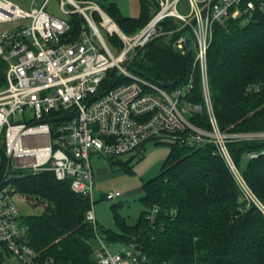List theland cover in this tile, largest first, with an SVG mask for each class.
Returning <instances> with one entry per match:
<instances>
[{
  "label": "built area",
  "instance_id": "2783aa9c",
  "mask_svg": "<svg viewBox=\"0 0 264 264\" xmlns=\"http://www.w3.org/2000/svg\"><path fill=\"white\" fill-rule=\"evenodd\" d=\"M48 1L31 0L29 6H23L0 0V23L11 24L0 32V58L7 63V82L0 89V249L5 252V264L54 261L40 263L39 252L29 243L20 208L24 193L16 184L19 178L41 171H52L60 180L70 179L75 192L89 197L86 219L97 233L96 264H148V256L137 243H124L111 251L98 233L92 207L95 178L91 156L118 159L126 153L143 154L149 141L214 144L238 184L241 200L264 213L263 201L229 149L231 141L264 139V131L220 128L208 71L214 24L228 17L246 19L257 8L264 12V0H188L187 12L179 8L181 0H153L157 9L133 33L125 32L98 0H58L60 16L48 9ZM73 13L84 17L77 37L71 33ZM96 13L101 17L98 20ZM168 18L176 27L165 29ZM174 33L173 47L181 54L192 50L194 62L187 84L169 90L138 75L130 65L152 39ZM197 74L202 80L204 105L186 98ZM253 88L256 85L249 86ZM204 108L210 128L191 120ZM260 153L264 150L247 157ZM122 194L117 190L103 198L112 200ZM159 211L158 205L150 209L147 217L151 223Z\"/></svg>",
  "mask_w": 264,
  "mask_h": 264
},
{
  "label": "trees",
  "instance_id": "16d2710c",
  "mask_svg": "<svg viewBox=\"0 0 264 264\" xmlns=\"http://www.w3.org/2000/svg\"><path fill=\"white\" fill-rule=\"evenodd\" d=\"M139 1V17L124 15L115 2L104 7L125 32L133 33L148 22L158 6L153 0ZM70 16L72 36L77 37L84 17L78 13ZM243 17H228L214 24L208 49L213 106L223 131H264V12L257 8ZM176 25L171 18L164 21L165 29ZM177 33L152 39L138 51L131 69L169 90L187 84L194 53L181 54L173 47ZM6 67L0 58V89L7 82ZM253 84L257 88L249 89ZM186 98L204 105L199 74ZM191 120L203 128L211 126L205 108ZM156 143H167L169 152L160 173L142 184L141 200L146 209L137 222L129 224L120 205L113 203L119 230L99 225L100 236L108 242L137 243L148 256V264H264V213L241 200L238 184L215 145L191 146L176 140ZM229 149L264 203V153L243 160L248 153L264 150V139L231 141ZM109 158L112 164L132 171L130 160ZM16 184L20 192L46 200L42 212L23 216L29 243L39 252L40 263L53 259L52 264H96L97 233L86 219L89 197L75 192L70 179L60 180L52 171L28 174ZM154 205L160 211L151 223L147 214ZM5 258L0 249V264H5Z\"/></svg>",
  "mask_w": 264,
  "mask_h": 264
},
{
  "label": "rangeland",
  "instance_id": "374dc122",
  "mask_svg": "<svg viewBox=\"0 0 264 264\" xmlns=\"http://www.w3.org/2000/svg\"><path fill=\"white\" fill-rule=\"evenodd\" d=\"M23 6H29L31 0H14ZM102 5H106L115 2L120 11L124 15L139 17L141 14V5L139 0H98ZM42 0H38L41 4ZM179 8L183 12L189 10L188 0H181ZM48 9L56 10L57 15H63L58 9V0H49ZM108 13V12H107ZM79 14V13H78ZM109 14V13H108ZM110 15V14H109ZM111 16V15H110ZM71 17V16H70ZM112 17V16H111ZM101 17H96L100 19ZM9 23H0V32L8 27ZM104 30V28H103ZM107 37V33H104ZM169 37V35L167 34ZM74 37V36H73ZM116 40L117 37H113ZM28 117L31 113L28 112ZM169 145L167 143H156L149 141L145 146L144 153H126L118 156L119 159L127 161L131 156L130 166L132 171H126L121 164H112L110 158L104 154H93L91 156V163L93 166L95 188H94V200L92 204L95 212L96 219L99 225H103L106 228L114 231L119 230L118 223L113 217L111 205L113 203L119 204V210L121 215L125 218L126 222L133 224L138 221L141 212L146 209V206L141 200L144 192L142 190V184L144 181L159 174L162 168V163L168 154ZM247 159V156L243 157V160ZM242 169V168H241ZM120 190L123 194L120 197L112 200L103 198V195L108 192H115ZM46 200L36 194H24L22 201L20 202L21 213L24 216L29 214H37L44 210ZM105 240V239H104ZM105 243L111 251H116L122 247V242H108Z\"/></svg>",
  "mask_w": 264,
  "mask_h": 264
},
{
  "label": "crops",
  "instance_id": "0c3cea01",
  "mask_svg": "<svg viewBox=\"0 0 264 264\" xmlns=\"http://www.w3.org/2000/svg\"><path fill=\"white\" fill-rule=\"evenodd\" d=\"M168 152H169V150H168ZM167 155H168V154H167ZM167 155H166V156H167ZM132 158H133V156H131L129 160H131ZM123 244H124V243H123Z\"/></svg>",
  "mask_w": 264,
  "mask_h": 264
},
{
  "label": "bare ground",
  "instance_id": "6f19581e",
  "mask_svg": "<svg viewBox=\"0 0 264 264\" xmlns=\"http://www.w3.org/2000/svg\"><path fill=\"white\" fill-rule=\"evenodd\" d=\"M112 27H115V24L114 23H112V25H111Z\"/></svg>",
  "mask_w": 264,
  "mask_h": 264
}]
</instances>
